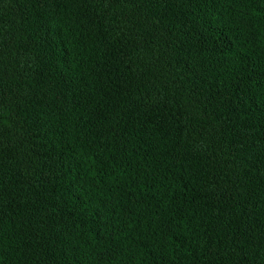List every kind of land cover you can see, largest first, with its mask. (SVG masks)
Returning <instances> with one entry per match:
<instances>
[{
	"label": "trees",
	"instance_id": "16d2710c",
	"mask_svg": "<svg viewBox=\"0 0 264 264\" xmlns=\"http://www.w3.org/2000/svg\"><path fill=\"white\" fill-rule=\"evenodd\" d=\"M0 264H264V0H0Z\"/></svg>",
	"mask_w": 264,
	"mask_h": 264
}]
</instances>
